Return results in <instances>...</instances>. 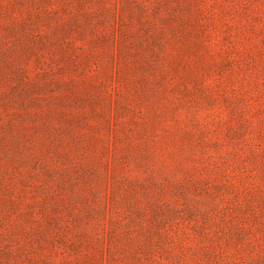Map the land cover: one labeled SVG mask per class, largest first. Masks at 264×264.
Here are the masks:
<instances>
[{"label":"rangeland","instance_id":"374dc122","mask_svg":"<svg viewBox=\"0 0 264 264\" xmlns=\"http://www.w3.org/2000/svg\"><path fill=\"white\" fill-rule=\"evenodd\" d=\"M0 264H264V0H0Z\"/></svg>","mask_w":264,"mask_h":264}]
</instances>
